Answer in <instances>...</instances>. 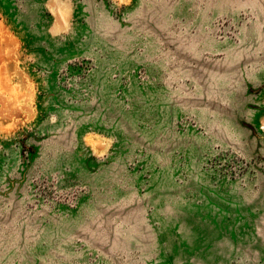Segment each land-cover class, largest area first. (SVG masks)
Returning a JSON list of instances; mask_svg holds the SVG:
<instances>
[{
    "label": "rangeland",
    "instance_id": "rangeland-1",
    "mask_svg": "<svg viewBox=\"0 0 264 264\" xmlns=\"http://www.w3.org/2000/svg\"><path fill=\"white\" fill-rule=\"evenodd\" d=\"M0 264H264V0H0Z\"/></svg>",
    "mask_w": 264,
    "mask_h": 264
}]
</instances>
